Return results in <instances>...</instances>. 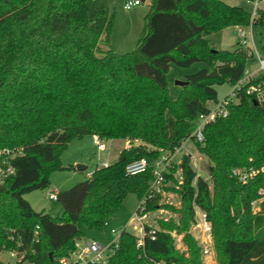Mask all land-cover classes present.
<instances>
[{"label": "trees", "instance_id": "16d2710c", "mask_svg": "<svg viewBox=\"0 0 264 264\" xmlns=\"http://www.w3.org/2000/svg\"><path fill=\"white\" fill-rule=\"evenodd\" d=\"M107 14L106 4L94 0H0V150L17 152L9 160L14 172L0 182V249L16 251L30 264H59L83 228L100 227L130 193L145 198L147 212L157 207L151 168L127 175L129 157L122 149L116 161L56 193L60 217L34 210L23 195L47 187L52 171L67 169L59 156L70 140L85 134L138 140L154 160L161 151L172 152L218 100L215 85L236 83L246 69V49H216L206 39L227 26H248L250 10L241 6L150 0L136 48L126 53L108 43ZM263 16L261 9L253 25H261ZM196 61L207 66L187 75L172 97L170 63ZM256 82L248 80L228 115L207 123L204 141L195 143L208 160L209 181L196 174L188 155L181 157L179 224H145L140 247L123 230L107 264H203L187 230L194 206L210 223L218 264H264V171L246 183L232 174L264 160V102L255 104L246 92ZM172 229L183 231L185 251L175 247Z\"/></svg>", "mask_w": 264, "mask_h": 264}, {"label": "rangeland", "instance_id": "374dc122", "mask_svg": "<svg viewBox=\"0 0 264 264\" xmlns=\"http://www.w3.org/2000/svg\"><path fill=\"white\" fill-rule=\"evenodd\" d=\"M124 1L125 0H94L95 3L103 2L107 6V19L109 21L107 31L108 43L117 53H126L136 48L144 24V15L148 11L150 4H148V0H146L141 2L140 5L133 6L130 9H124ZM222 1L229 5L241 6L247 10H250L252 7L246 0ZM259 2L260 4H264V0H259ZM101 38H104V34ZM206 39L209 45L216 49L232 50L236 47L245 49L240 45L241 38L239 36V26H227L219 31L206 35ZM99 45L102 49H106L108 46L107 42L103 40H101ZM250 46L255 48L260 55L264 57V30L261 25L253 26ZM206 66L207 65L201 61L193 62L186 67L170 63L167 72L170 95L172 97H177L180 93L181 86L175 83L176 80H184L187 75L193 74ZM257 66L258 62L256 55L249 56L246 60L247 70L252 72L257 69ZM215 89L217 99L221 100L230 92L231 86L227 82H223L222 84L215 85ZM125 141L126 140L123 139H102L106 149L98 151L90 134L73 138L68 142L59 156L62 166L67 169L52 171L49 175V184L47 187L28 192L24 194L23 197L30 203L34 210H44L52 217H60L63 213V207L58 200L48 199V193L52 190L55 193L67 190L76 183L86 180L88 178L87 173L92 172L97 166L100 167L102 161H107L108 163L116 161L121 150L124 149ZM132 141H134V145L129 146L131 150L140 147V141ZM184 154L190 157V165L196 174L209 181V177L206 173V165L208 164L206 156L200 152L195 142H187L186 147L181 152L172 154L168 159L169 163L167 165V171L165 172L167 177H165L164 174L161 192L156 193V196L158 195L156 200L157 207L149 211L148 217L144 219L145 223L149 226L157 228L159 226L158 221L166 220H171L174 224H179L181 211L184 213V205L177 194V187L182 181L179 163ZM79 155L82 159L77 163H73L72 159ZM144 156L143 149L140 155H128L129 159ZM77 164L85 165V168L78 170L76 168ZM151 182L152 178L150 179L149 185ZM260 200L261 198H258L252 203V209L254 211L257 210ZM139 204L140 200L136 194H128L119 207L111 209L108 218L100 227H84L83 238L95 239L102 244L108 245L117 237V235L110 233L111 229L120 230L125 227L132 230V225L137 223V220H133L132 217ZM198 212L204 211L194 206V216L193 219L189 221L187 230L197 240L203 264H218L211 231L209 233H204L202 231V222ZM170 234L173 237L175 247L180 251H185L186 246L182 240L183 231L172 229L170 230ZM204 249H207L209 254H206ZM7 253L8 250L0 249L1 259H5V262H7V260L12 262V259L7 258Z\"/></svg>", "mask_w": 264, "mask_h": 264}, {"label": "built area", "instance_id": "2783aa9c", "mask_svg": "<svg viewBox=\"0 0 264 264\" xmlns=\"http://www.w3.org/2000/svg\"><path fill=\"white\" fill-rule=\"evenodd\" d=\"M141 0H125L123 3L124 9H130L133 6L141 4ZM247 3L251 4L250 9V23L248 26H239V36L241 38L240 45L244 47L249 56L256 55L258 66L254 72H249L247 68L245 69L244 75L236 83L230 84V92L221 100L216 102L209 103L207 112L199 114L196 121H194L193 128L190 134L185 137L181 143L172 151H161L160 155L154 160H149L144 157H134L130 158L127 164L125 165L124 171L127 175H136L142 172H145L148 168H151L152 171V182L149 186L151 192L159 193L161 192V184L164 179V174L167 171V165L169 163L168 159L172 154H177L181 152L185 147L187 142L202 143L204 141V126L214 121L219 117H226L229 113V106L232 103L238 101V92L243 87V85L250 79L257 80L256 84L250 86L246 89L247 93L254 94V100L257 102H264V57L260 53L250 46V41H252V29L253 24L259 17V10H264V4H260L259 0H246ZM261 27L264 30V16L261 20ZM248 28V29H247ZM256 73V75H255ZM94 145L98 151H103L106 149L102 139L94 134L92 135ZM17 152L10 149L0 150V182L14 172V167L11 166L9 160ZM107 161H102L100 167L108 166ZM264 171V160L261 161L256 167L249 168H235L232 170V174L242 183H246L248 180L252 179L257 173ZM91 172L87 173V176H90ZM259 194L263 193V190L260 189ZM50 200H57V195L53 191L49 192L47 195ZM145 198L140 199L139 208L137 207L136 211L133 214L132 219L137 220L136 224L132 225V230L127 228H122L120 230L111 229V233L117 235L116 239L113 240L108 245L102 244L95 239H85L78 238L74 241V248L72 251L65 257L61 258L59 264H107L108 257L113 252V248L117 246V241L120 233L123 230H129L136 236V246H143L144 237H145V221L148 217V212L145 210ZM201 220V229L204 233H209L211 227L209 222L206 220V215L204 212H198ZM38 228V226H36ZM206 254H209L207 249H204ZM7 258L12 259V262L5 259H1L2 264H30L27 261H22L21 256H18L16 251L8 250Z\"/></svg>", "mask_w": 264, "mask_h": 264}, {"label": "crops", "instance_id": "0c3cea01", "mask_svg": "<svg viewBox=\"0 0 264 264\" xmlns=\"http://www.w3.org/2000/svg\"><path fill=\"white\" fill-rule=\"evenodd\" d=\"M142 2L146 1V0H141ZM150 3V0H148V4ZM140 5V4H139ZM256 70V69H255ZM255 70H253L252 72H254ZM256 75V73H255ZM125 141V145H124V149H126L127 151V154L128 155H131V156H137V155H140V153L142 152V147H138V148H135L133 150H131V148H129V146H133L134 145V141ZM82 159V157L79 155L75 158L72 159V162L73 163H77L79 162L80 160ZM53 191V190H52ZM55 193V192H54ZM111 233V232H110Z\"/></svg>", "mask_w": 264, "mask_h": 264}, {"label": "water", "instance_id": "95a60500", "mask_svg": "<svg viewBox=\"0 0 264 264\" xmlns=\"http://www.w3.org/2000/svg\"><path fill=\"white\" fill-rule=\"evenodd\" d=\"M212 50H215V49H212ZM175 83L178 84V85H180V86H183L185 84V81L184 80H176ZM254 103L257 104V101L254 100ZM76 168L78 170H81V169H84L85 168V165L77 164L76 165Z\"/></svg>", "mask_w": 264, "mask_h": 264}]
</instances>
